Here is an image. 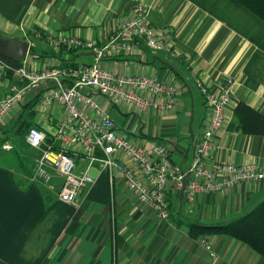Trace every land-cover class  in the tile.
Masks as SVG:
<instances>
[{
  "label": "crops",
  "instance_id": "1",
  "mask_svg": "<svg viewBox=\"0 0 264 264\" xmlns=\"http://www.w3.org/2000/svg\"><path fill=\"white\" fill-rule=\"evenodd\" d=\"M133 2L0 0V34L29 42L30 53L21 66L26 70L92 64L91 51L69 55L56 41L75 37L105 44L132 16ZM145 2L152 25L175 40V55L144 46L138 55L108 54L101 65L117 75L155 77L177 85L179 105L173 112L158 114L100 96L97 103L132 143L165 142L174 163L186 169L194 158L195 142L206 129L204 99L196 80L219 94L230 78L232 102L216 136L220 150L212 160L255 163L264 169V136L238 130L234 113L240 102H246L264 114V20L238 0ZM25 84L0 64V102L11 86ZM47 88L41 85L39 91L28 92L0 121V264H264V257L249 245L223 235L206 237L217 252L213 259L190 233L192 221L219 224L254 211L264 201V182L240 183L195 201L170 189V217L163 219L142 204L121 177L112 187L109 174L93 166L95 183L78 203L61 202L62 176L51 169L48 180L39 176L40 152L25 139L28 129L35 127L54 141L65 116L61 103L42 104ZM116 157L140 172L128 155ZM86 167L79 159L77 171Z\"/></svg>",
  "mask_w": 264,
  "mask_h": 264
},
{
  "label": "built area",
  "instance_id": "2",
  "mask_svg": "<svg viewBox=\"0 0 264 264\" xmlns=\"http://www.w3.org/2000/svg\"><path fill=\"white\" fill-rule=\"evenodd\" d=\"M150 6L145 0H134L132 16L125 19L105 44L75 37L56 41L67 49H85L95 55L92 64L77 63L70 67H53L40 71L14 68L1 60L3 68L20 75L22 87L13 85L8 96L0 102V121L5 119L30 91L48 88L42 96L44 106L61 103L66 113L48 144V135L39 128H30L25 139L39 151L38 175L50 178L49 169L62 176L59 200L75 205L95 183L90 169L97 166L109 174L114 187L116 177L144 205L154 209L163 219L170 217L168 193L170 189L183 193L189 201L200 195H209L229 189L240 183H263L264 169L255 163L235 164L213 162L220 150L216 136L223 128L226 110L232 102L234 81L226 79L219 94L214 93L202 79L196 80L206 110V129L195 142L194 158L186 169L174 163L171 146L158 140L144 139L132 143L118 128L109 112L102 108L96 97H104L113 104H128L143 111L158 114L173 112L179 105L177 85L148 76H122L106 70L101 61L108 54L138 55L146 46L152 50H165L175 55V40L171 33L154 27L149 20ZM55 42V41H54ZM51 84V85H50ZM59 142V145L56 143ZM4 148H10L6 145ZM119 153L132 158L141 172L117 159ZM79 159L87 164L78 172ZM209 255L217 252L206 237L199 238Z\"/></svg>",
  "mask_w": 264,
  "mask_h": 264
},
{
  "label": "trees",
  "instance_id": "3",
  "mask_svg": "<svg viewBox=\"0 0 264 264\" xmlns=\"http://www.w3.org/2000/svg\"><path fill=\"white\" fill-rule=\"evenodd\" d=\"M238 1L264 20V0ZM32 50V54H34L36 51L33 48ZM63 50L69 55L76 56L80 49L63 47ZM0 58L14 68H21L22 66L20 61H14L3 56ZM234 113L238 130L249 135L264 136V114L246 102H240ZM52 141L53 139H50L47 143L50 144ZM190 233L196 239L213 235L230 236L246 243L264 257V201L254 211L235 221L219 224H203L192 221Z\"/></svg>",
  "mask_w": 264,
  "mask_h": 264
},
{
  "label": "water",
  "instance_id": "4",
  "mask_svg": "<svg viewBox=\"0 0 264 264\" xmlns=\"http://www.w3.org/2000/svg\"><path fill=\"white\" fill-rule=\"evenodd\" d=\"M30 48L28 41L19 38H10L0 34V56L14 61L24 62L29 56Z\"/></svg>",
  "mask_w": 264,
  "mask_h": 264
},
{
  "label": "rangeland",
  "instance_id": "5",
  "mask_svg": "<svg viewBox=\"0 0 264 264\" xmlns=\"http://www.w3.org/2000/svg\"><path fill=\"white\" fill-rule=\"evenodd\" d=\"M49 42V41H48ZM51 43V42H50ZM6 146V145H5ZM37 158V156H35Z\"/></svg>",
  "mask_w": 264,
  "mask_h": 264
}]
</instances>
